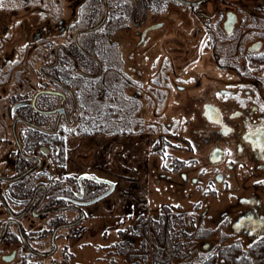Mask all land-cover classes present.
Returning a JSON list of instances; mask_svg holds the SVG:
<instances>
[{"label": "flooded vegetation", "instance_id": "1", "mask_svg": "<svg viewBox=\"0 0 264 264\" xmlns=\"http://www.w3.org/2000/svg\"><path fill=\"white\" fill-rule=\"evenodd\" d=\"M211 1L2 0L0 264L56 259L61 240L93 230L88 207L121 186L112 169L107 179L67 170L73 132L105 135L121 159L128 233L162 207L171 221L174 203L151 204L150 183L134 182L145 173L191 200L235 197L214 212L203 203L200 218L218 226L203 240L238 234L264 242V54L227 58L225 40L240 13L261 25L264 18L247 6L225 9L222 0L209 9ZM263 47L258 39L246 51ZM145 239L142 229L127 240Z\"/></svg>", "mask_w": 264, "mask_h": 264}, {"label": "rangeland", "instance_id": "2", "mask_svg": "<svg viewBox=\"0 0 264 264\" xmlns=\"http://www.w3.org/2000/svg\"><path fill=\"white\" fill-rule=\"evenodd\" d=\"M212 3L218 4L212 0L208 5L209 9L212 8ZM219 3L226 5L225 9L231 8L233 5L236 8L239 5L242 7L247 6L253 13H257L264 18V0H222ZM187 8L188 6L184 4H178V9L184 10ZM197 9L204 10V7L198 6ZM244 9L242 8V10ZM239 15L240 18L235 27V32L225 37L227 42L226 57L241 58L246 57L245 54L255 57L264 54V47L257 52L248 53L246 51L250 43L258 39L264 41V19H258L262 21L261 25L259 22H253L252 18L244 17V13ZM100 17L99 15L97 19ZM86 19L85 16L82 17L84 23ZM250 21L253 23L249 24ZM180 111L182 109H179L178 113ZM97 135L86 136L73 132L66 136L68 161L66 168L71 172L88 171L101 179L110 178V170L112 169L117 178L121 180V186L112 196L104 197L88 207V213H92L94 216L91 222L93 230L87 228L77 238L70 241L61 240V250L56 255V259H48L47 264H198L212 254L217 255L220 252L230 250L235 245L243 248L245 255L250 256V259H253L255 263L264 264V259H262L264 258V251L261 249L263 242L251 243L248 237L238 234L228 235L226 238L221 239L210 238L212 241L203 240V236L209 230L218 228V226L216 227V225L200 218V212L204 207L203 203L210 202L211 207H214L212 208L214 212L218 207H226L235 203L236 200L233 195L217 198L214 195L208 197L203 193H198L194 194L193 200H191L190 195L188 193L185 195L179 188L176 191L167 188L164 184L154 186L149 176L147 179L145 178V173L135 178L134 182L141 187L146 181L150 183L153 195L148 196L145 194V198H149L151 204L157 205L163 199L174 203L169 204L174 208L172 209L171 221L169 216L165 217L169 208L162 207L160 209L162 215L150 217L148 226L141 225V222L139 223L141 226L137 225L135 227L138 216L131 217L129 220L130 227L134 226L136 230L128 233L126 231V220L122 214L124 194L121 196V193L123 180L120 177L121 171L120 173L117 171V164L121 163V159H115L114 155L110 154L109 139L105 135ZM118 152L120 154V151ZM47 168L55 174L63 172L53 165ZM135 174L138 175L137 172ZM114 178L116 177L114 176ZM139 191V189H135L132 193H135L136 197H143V192L139 193ZM206 197L208 201L204 200ZM111 200L113 201V214L109 211ZM165 222H168V224H165ZM39 223L35 220V227ZM149 228L154 230L155 235L149 231ZM142 229L145 232V241L135 245L127 240L128 234L137 235L142 232ZM228 231V228L223 229V233L229 234ZM206 242L211 244V251L205 250L206 246L204 247V245ZM37 261L43 262L40 257L35 258V262ZM215 264L231 263H228L219 255L215 260Z\"/></svg>", "mask_w": 264, "mask_h": 264}, {"label": "trees", "instance_id": "3", "mask_svg": "<svg viewBox=\"0 0 264 264\" xmlns=\"http://www.w3.org/2000/svg\"><path fill=\"white\" fill-rule=\"evenodd\" d=\"M261 249L262 251H264V242L261 246ZM219 255H221L228 263L231 264H258L255 263L253 259H250V256L245 255V252H243V248L236 245L232 246L230 250L220 252L217 255H212L198 264H215V260Z\"/></svg>", "mask_w": 264, "mask_h": 264}, {"label": "water", "instance_id": "4", "mask_svg": "<svg viewBox=\"0 0 264 264\" xmlns=\"http://www.w3.org/2000/svg\"><path fill=\"white\" fill-rule=\"evenodd\" d=\"M179 1L189 4V5H196V4H202L206 2L207 0H179Z\"/></svg>", "mask_w": 264, "mask_h": 264}, {"label": "snow or ice", "instance_id": "5", "mask_svg": "<svg viewBox=\"0 0 264 264\" xmlns=\"http://www.w3.org/2000/svg\"><path fill=\"white\" fill-rule=\"evenodd\" d=\"M0 3H2V0H0Z\"/></svg>", "mask_w": 264, "mask_h": 264}]
</instances>
